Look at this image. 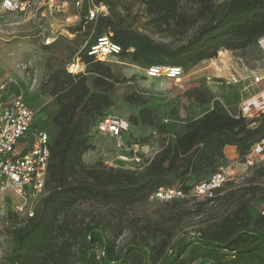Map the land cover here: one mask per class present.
Here are the masks:
<instances>
[{
	"label": "trees",
	"instance_id": "16d2710c",
	"mask_svg": "<svg viewBox=\"0 0 264 264\" xmlns=\"http://www.w3.org/2000/svg\"><path fill=\"white\" fill-rule=\"evenodd\" d=\"M94 1L107 5L109 13L83 19L70 28L73 37L64 36L68 42L63 49L72 60L80 57L86 70L69 72L71 60L50 74L51 94L60 105L52 121L59 130L51 142L45 194L34 215L11 229V264H192L198 259L215 264H264V209L252 212L255 201H264V162L254 166L243 184L208 197L209 202L221 198L227 210L195 229L179 232L176 226L184 217L200 214L204 202L194 208L180 204V209L155 217L137 210L160 187L180 186L187 194L184 199L160 201L164 206L178 207L195 196L193 188L218 171L227 145L236 146L245 160L264 140V111L248 117L215 100L202 115L177 129L174 139L163 144L142 168L114 167L100 160L87 164L83 159L96 147L90 141L91 132L102 117L112 113L114 90L121 82L111 65L87 53L98 36L111 35L122 46L119 57L144 68L153 64L184 68L216 57L221 48L258 45L264 36V0H191L186 7L181 0H140L148 22L156 27L181 35L196 27L178 45L155 41L133 26L127 21L129 13L119 9L116 1ZM57 40L44 45L58 44ZM88 71L96 74L91 83ZM196 97L200 103L213 100L207 92ZM125 100L141 106L139 114L130 115L131 125L153 126L159 134L167 133L166 124L142 96L130 93ZM86 203L103 211L81 216L80 207ZM125 231L129 232L127 240L118 244L116 239Z\"/></svg>",
	"mask_w": 264,
	"mask_h": 264
},
{
	"label": "rangeland",
	"instance_id": "374dc122",
	"mask_svg": "<svg viewBox=\"0 0 264 264\" xmlns=\"http://www.w3.org/2000/svg\"><path fill=\"white\" fill-rule=\"evenodd\" d=\"M76 1L69 0V12L82 11V8H78L75 4ZM82 1L87 4V0ZM114 1L124 13H129H127L130 15L127 17L128 22L148 33L155 41L178 45L186 42L196 29V27L189 29L186 34L182 35L172 29H161L148 22L145 6L140 0ZM190 1L181 0L184 7L189 6ZM65 15V13H59L56 16L35 12L7 13L0 10V78L12 75L17 80V88L25 94L27 102L36 113L32 131L47 130L52 139L59 130L52 119L60 105L55 96L51 94L53 83L49 80L50 74L52 70L66 67L73 58H69V52L63 49L68 40L61 32L64 29H69ZM86 30H88V25ZM47 37H55L59 41L56 42L58 44L46 47L44 41ZM104 63L111 65L121 78V82L117 83L114 90L115 104L111 108L112 114L121 116L125 120H128L132 114H139L141 106L125 100L126 95L134 93L137 96H142L146 101V106L151 107L158 115L159 120L167 126L166 134H159L155 127L143 124L134 128L133 134L142 145L145 156L150 154V151L144 152L143 146L147 148L146 150L152 147L158 151L163 144L174 139L177 129L191 118L202 115L204 111L213 106L215 100L234 111L238 109L244 97L251 93L253 88H264V79L256 84H251L255 75H264V55L257 44L244 49L221 48L216 57L203 59L195 65L184 67V74L180 80L164 76L150 77L146 74L143 66L121 57L115 58L113 62ZM90 67L88 66V69ZM87 75L91 83L96 74L88 71ZM233 75L239 79L238 83L231 81ZM246 86L249 87L246 88ZM199 92L212 94L213 100L200 103L196 97ZM90 141L95 143L96 147L83 156L85 163L93 164L100 160L114 167L124 165L116 160L114 139L108 132L93 128ZM258 159L259 163L264 162V154L259 155ZM221 166H224L230 174L229 179L220 186L222 187L221 191L215 192L210 197L225 194L243 184L254 169V166H248L239 154L230 159L227 157L222 159L218 167ZM3 198V203L0 200V211L3 213V220L0 223V264H11L10 256L14 248L11 229L25 224L24 220L27 216L23 212L16 211L17 205L23 201L13 189H8ZM36 201V198L29 199L27 206L29 207ZM185 201L179 203L178 207H174L173 205L164 206L160 201L149 200L138 206L137 210L140 214L147 213L155 217L160 212L166 213L172 209H180V204L181 207L192 206L194 208L204 202L200 214L184 217L177 224L176 230L179 232L184 228L195 229L203 225L209 217L223 214L227 210L226 204L221 198L209 202L208 197L191 196ZM91 206L89 203L83 204L79 212L81 216L89 215L90 212L97 214L98 211H103ZM262 209H264V201L257 200L253 203L252 212L254 214L259 213ZM128 236L129 232L125 231L116 239L117 243L123 244ZM192 264L215 263L206 259H198Z\"/></svg>",
	"mask_w": 264,
	"mask_h": 264
},
{
	"label": "built area",
	"instance_id": "2783aa9c",
	"mask_svg": "<svg viewBox=\"0 0 264 264\" xmlns=\"http://www.w3.org/2000/svg\"><path fill=\"white\" fill-rule=\"evenodd\" d=\"M82 11L71 13L69 0H0V10L7 13L35 12L56 16L65 13V20L69 29H64V36L73 37L71 27L77 26L83 19L92 20L99 15L109 13L108 6L97 4L94 0H82L75 3ZM83 10L86 13L83 15ZM55 37H47L44 43L50 45ZM258 47L264 55V36L258 40ZM122 52V46L115 42L111 35L105 33L98 36L87 50L89 56L95 61L113 62ZM86 63L80 57L74 58L68 66L71 73L84 72ZM145 69L150 77H168L180 80L184 74L182 66L169 64H153ZM264 75H255L253 82L258 83ZM233 83L239 79L233 75ZM264 111V90L246 99L238 108V113L252 117ZM35 110L29 105L25 94L17 88V80L12 75L0 78V200L8 189H13L22 203L17 205V212H23L32 217L39 199L45 194L48 166L51 156V135L47 130L36 129L32 131L35 121ZM131 124L121 116L108 114L102 117L94 127L96 130L106 131L114 139L116 160L126 168H142L146 160L150 159L142 151V145L136 138L129 136ZM28 142V143H26ZM264 154V140L256 144L246 155L245 163L255 166L260 161L259 155ZM116 166V167H120ZM229 173L221 166L207 181L197 184L192 194L198 197H210L229 179ZM187 196L180 186L160 187L151 196L150 200L168 202L175 199H184ZM36 198L29 207L27 202ZM3 213L0 211V223Z\"/></svg>",
	"mask_w": 264,
	"mask_h": 264
},
{
	"label": "crops",
	"instance_id": "0c3cea01",
	"mask_svg": "<svg viewBox=\"0 0 264 264\" xmlns=\"http://www.w3.org/2000/svg\"><path fill=\"white\" fill-rule=\"evenodd\" d=\"M251 84H256V83L253 82V83H251ZM249 86H250V85H249ZM249 86H246V88H248ZM263 90H264V88H263V89H258L257 87L253 88L252 91H251V93H249L246 97H244V100L242 101V103H243L246 99H248V98H250L251 96H254V95L260 93V92L263 91ZM238 105H239V104H238ZM209 108H210V107H209ZM238 108H239V106H238ZM237 110H238V109H237ZM135 127H137V126H135V125H131V127H130V132H129V136L133 135L134 137H136V136L133 134V130H134ZM131 133H132V134H131ZM146 149H147V148H145V146H143V150H144V152H149V151H150V154L147 155L149 158L153 157V155L157 152V150L154 149V148H152V147H149V148H148L149 150H146ZM87 153H88V152H87ZM85 154H86V153H85ZM225 155H226V157L229 158V159H230L232 156L236 157V156L238 155V152H237V148H236V146H234V145H227V146L225 147Z\"/></svg>",
	"mask_w": 264,
	"mask_h": 264
}]
</instances>
